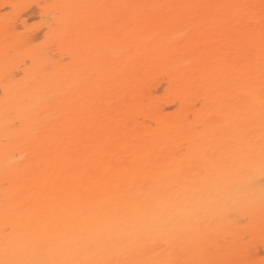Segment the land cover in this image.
I'll list each match as a JSON object with an SVG mask.
<instances>
[{
    "label": "bare ground",
    "instance_id": "6f19581e",
    "mask_svg": "<svg viewBox=\"0 0 264 264\" xmlns=\"http://www.w3.org/2000/svg\"><path fill=\"white\" fill-rule=\"evenodd\" d=\"M5 2L0 264H264V0Z\"/></svg>",
    "mask_w": 264,
    "mask_h": 264
},
{
    "label": "rangeland",
    "instance_id": "374dc122",
    "mask_svg": "<svg viewBox=\"0 0 264 264\" xmlns=\"http://www.w3.org/2000/svg\"><path fill=\"white\" fill-rule=\"evenodd\" d=\"M16 4L5 2L1 7V14L15 23L19 29L44 39L46 26L50 23L51 12H55L58 0H16ZM23 17L24 23L21 22ZM264 255V250H261Z\"/></svg>",
    "mask_w": 264,
    "mask_h": 264
}]
</instances>
